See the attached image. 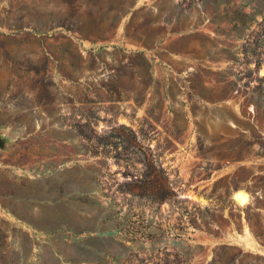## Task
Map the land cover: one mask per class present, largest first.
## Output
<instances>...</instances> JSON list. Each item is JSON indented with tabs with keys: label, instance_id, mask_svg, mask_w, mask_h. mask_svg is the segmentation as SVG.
Returning a JSON list of instances; mask_svg holds the SVG:
<instances>
[{
	"label": "rangeland",
	"instance_id": "1",
	"mask_svg": "<svg viewBox=\"0 0 264 264\" xmlns=\"http://www.w3.org/2000/svg\"><path fill=\"white\" fill-rule=\"evenodd\" d=\"M0 134V264L264 256V0H0Z\"/></svg>",
	"mask_w": 264,
	"mask_h": 264
},
{
	"label": "crops",
	"instance_id": "2",
	"mask_svg": "<svg viewBox=\"0 0 264 264\" xmlns=\"http://www.w3.org/2000/svg\"><path fill=\"white\" fill-rule=\"evenodd\" d=\"M2 167V166H0ZM13 175L16 178L15 180V191L14 192H7L3 193L0 191V210L7 212V214L14 218H19V221L22 223V229L24 232L27 233H38V234H46L49 232H59L58 227L56 226L55 229L49 230L46 227H33L34 222L33 221H26L22 218L25 217H41L44 216L46 220L47 211H48V195L47 193H30V192H24L23 191V179L25 177H30L28 175V171L24 170L23 168H14L13 169ZM34 178V177H32ZM30 177V179H32ZM36 179V178H34ZM63 196L55 195L50 203L53 206L58 205V201H62ZM3 201H8V205L3 204ZM93 237L96 236L95 234H92ZM96 239V238H95ZM42 242V241H41ZM40 242V245H41ZM41 247V246H40ZM95 253H99L101 251V247L95 245ZM55 256H58L57 253H54ZM120 257V256H119ZM96 264V263H92Z\"/></svg>",
	"mask_w": 264,
	"mask_h": 264
},
{
	"label": "trees",
	"instance_id": "3",
	"mask_svg": "<svg viewBox=\"0 0 264 264\" xmlns=\"http://www.w3.org/2000/svg\"><path fill=\"white\" fill-rule=\"evenodd\" d=\"M152 198V201H157L156 198L154 196H151ZM252 232H253V235L254 237L256 238V240L259 242V244H261L263 247H264V230H262L261 233H258L254 227L252 226ZM232 248L230 247H222L221 250H223L225 253L230 251ZM246 258L248 260H256V261H264V256H253V255H244V256H241V253L237 254L235 253V255H233L231 257L232 260L235 261V264L238 262V263H241L242 260L241 258ZM215 259L212 260V262H214ZM248 264H253V263H248Z\"/></svg>",
	"mask_w": 264,
	"mask_h": 264
},
{
	"label": "bare ground",
	"instance_id": "4",
	"mask_svg": "<svg viewBox=\"0 0 264 264\" xmlns=\"http://www.w3.org/2000/svg\"><path fill=\"white\" fill-rule=\"evenodd\" d=\"M235 198L240 202V203H247L249 201V195L247 193H244L243 191H238L235 193Z\"/></svg>",
	"mask_w": 264,
	"mask_h": 264
},
{
	"label": "water",
	"instance_id": "5",
	"mask_svg": "<svg viewBox=\"0 0 264 264\" xmlns=\"http://www.w3.org/2000/svg\"><path fill=\"white\" fill-rule=\"evenodd\" d=\"M5 147V140L3 139V137L0 134V148H4Z\"/></svg>",
	"mask_w": 264,
	"mask_h": 264
}]
</instances>
